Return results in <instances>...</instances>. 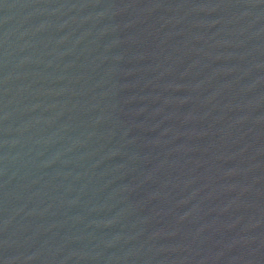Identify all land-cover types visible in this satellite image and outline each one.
Segmentation results:
<instances>
[{
    "label": "water",
    "instance_id": "water-1",
    "mask_svg": "<svg viewBox=\"0 0 264 264\" xmlns=\"http://www.w3.org/2000/svg\"><path fill=\"white\" fill-rule=\"evenodd\" d=\"M0 264H264V0H0Z\"/></svg>",
    "mask_w": 264,
    "mask_h": 264
}]
</instances>
